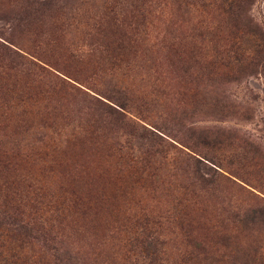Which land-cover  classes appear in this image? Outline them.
Masks as SVG:
<instances>
[{
    "label": "rangeland",
    "instance_id": "1",
    "mask_svg": "<svg viewBox=\"0 0 264 264\" xmlns=\"http://www.w3.org/2000/svg\"><path fill=\"white\" fill-rule=\"evenodd\" d=\"M201 1L0 0V221L33 190L64 206L27 264H122L142 215L165 264L223 236L263 257L264 219L236 221L264 208V79L213 66L227 18ZM238 14L264 34V0Z\"/></svg>",
    "mask_w": 264,
    "mask_h": 264
},
{
    "label": "trees",
    "instance_id": "2",
    "mask_svg": "<svg viewBox=\"0 0 264 264\" xmlns=\"http://www.w3.org/2000/svg\"><path fill=\"white\" fill-rule=\"evenodd\" d=\"M248 0H202L200 6L206 8L208 6L219 9L227 18V28L225 30V38L222 41L216 39L213 29L212 38H209L210 51L212 52V64L219 65L228 70L237 72H246L252 74L259 73L264 79V34L257 28L249 25L247 22L240 19L238 10L241 5L246 4ZM205 35H210V32H205ZM211 66V65H210ZM212 66V67H213ZM119 114V113H118ZM3 160L0 155V169L6 170ZM1 172V171H0ZM9 194H16L15 190L8 191ZM28 198L30 220L25 223L17 221L16 217L24 215L21 211L15 209L12 213L3 215L4 222L0 221V264H27L29 257L23 256L24 239L27 238L34 227H30L32 221L36 230L46 233L42 230L41 217L42 214L50 212V215L57 216L61 223L60 215L64 208L63 204L56 203L51 197L48 202H45L44 194L39 189L30 192ZM8 196V195H7ZM3 201L10 204L6 199ZM45 202V203H44ZM18 208V207H17ZM44 212V213H43ZM14 215L12 221H8ZM149 217L140 216L134 218L130 223V231L128 237L124 239L122 244V264H165L162 253L164 241L160 238L156 230L154 221ZM264 219V208H255L250 210V213L243 219H237V224H246L253 220L261 221ZM17 223H15V221ZM19 223V224H18ZM220 245L225 249H230L228 253H223L220 256H214L209 253L206 247H200L198 244H192L193 249L186 254V259L183 264H225L227 259H230V264H251L255 260L247 258L245 253L239 248H233L229 236H223L219 240ZM57 249H52L51 256L55 261H58L56 255ZM246 256L241 262V256ZM255 255V253H253ZM258 264H264L263 257L258 258ZM228 264V263H227Z\"/></svg>",
    "mask_w": 264,
    "mask_h": 264
}]
</instances>
